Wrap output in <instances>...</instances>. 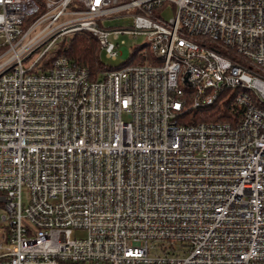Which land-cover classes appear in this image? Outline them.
<instances>
[{
    "label": "built area",
    "instance_id": "obj_1",
    "mask_svg": "<svg viewBox=\"0 0 264 264\" xmlns=\"http://www.w3.org/2000/svg\"><path fill=\"white\" fill-rule=\"evenodd\" d=\"M83 30L149 55L44 66ZM224 89L237 120L178 122ZM0 201V264H264V0H0Z\"/></svg>",
    "mask_w": 264,
    "mask_h": 264
},
{
    "label": "trees",
    "instance_id": "obj_2",
    "mask_svg": "<svg viewBox=\"0 0 264 264\" xmlns=\"http://www.w3.org/2000/svg\"><path fill=\"white\" fill-rule=\"evenodd\" d=\"M144 42L132 48L130 57L120 66L134 62H144L145 56L149 55L142 52L141 49L146 48ZM56 54H64L74 63L88 67V76L92 80L99 79L104 71L117 68L107 66L103 63L100 57V46L97 37L89 31L83 30L75 33L68 40L60 42L54 47L44 59V66L50 63L51 58ZM147 61L154 62L150 56ZM235 92L232 89H224L221 96L211 105L199 108H190L178 116L180 123H196L202 120H230L235 121L238 118V108L234 103L233 95Z\"/></svg>",
    "mask_w": 264,
    "mask_h": 264
},
{
    "label": "rangeland",
    "instance_id": "obj_3",
    "mask_svg": "<svg viewBox=\"0 0 264 264\" xmlns=\"http://www.w3.org/2000/svg\"><path fill=\"white\" fill-rule=\"evenodd\" d=\"M161 10H162V15L165 18H168V17H171L174 15V7L170 1H166L163 4V7ZM105 22H106L105 23L106 25H112V26H118V27H120V26L121 27H128L132 24V17L130 14H128V11H122V12H119V13L107 18ZM74 34H72L71 36H73ZM120 38L125 39L124 45L129 48L130 53H131L132 48L134 46H136L138 44H142L146 40V36L143 33H140L137 36H133L129 33H122L120 35ZM100 57H101V60L103 61V63L105 65L112 66V67L120 66L123 63H125L128 59V57L124 56L123 54H118L116 58H111V57L107 56L103 50L100 51ZM22 200L24 202L27 201L25 188L23 189ZM4 211H5V208L2 204V202L0 201V218H1V215ZM2 225H3V222L0 221V226H2Z\"/></svg>",
    "mask_w": 264,
    "mask_h": 264
},
{
    "label": "water",
    "instance_id": "obj_4",
    "mask_svg": "<svg viewBox=\"0 0 264 264\" xmlns=\"http://www.w3.org/2000/svg\"><path fill=\"white\" fill-rule=\"evenodd\" d=\"M126 50H127V48H126V47H124V48H123V52L125 53V52H126Z\"/></svg>",
    "mask_w": 264,
    "mask_h": 264
}]
</instances>
